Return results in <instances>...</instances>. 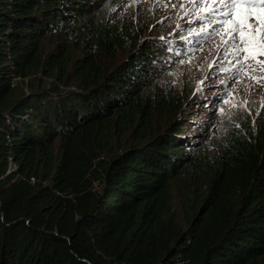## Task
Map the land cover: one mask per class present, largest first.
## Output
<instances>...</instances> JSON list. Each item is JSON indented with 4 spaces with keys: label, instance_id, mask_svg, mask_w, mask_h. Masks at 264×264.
Masks as SVG:
<instances>
[{
    "label": "trees",
    "instance_id": "trees-1",
    "mask_svg": "<svg viewBox=\"0 0 264 264\" xmlns=\"http://www.w3.org/2000/svg\"><path fill=\"white\" fill-rule=\"evenodd\" d=\"M116 1L0 0V264H264V114L209 148Z\"/></svg>",
    "mask_w": 264,
    "mask_h": 264
},
{
    "label": "rangeland",
    "instance_id": "rangeland-1",
    "mask_svg": "<svg viewBox=\"0 0 264 264\" xmlns=\"http://www.w3.org/2000/svg\"><path fill=\"white\" fill-rule=\"evenodd\" d=\"M210 5L211 0L199 8L191 0H118L105 6L110 21L135 20L168 37L173 57L167 60L163 81L187 97L195 119L210 123L211 138L203 141L209 148L224 141L244 119L264 114V86L254 84L249 79L253 73L241 68L240 58L225 43L228 36L223 29L220 35L215 34L214 29L220 26L203 12ZM183 43L187 50L181 48ZM209 131L204 127L202 138Z\"/></svg>",
    "mask_w": 264,
    "mask_h": 264
},
{
    "label": "snow or ice",
    "instance_id": "snow-or-ice-1",
    "mask_svg": "<svg viewBox=\"0 0 264 264\" xmlns=\"http://www.w3.org/2000/svg\"><path fill=\"white\" fill-rule=\"evenodd\" d=\"M191 2L199 8L206 0ZM203 12L210 14V22L220 26L214 29L215 34L220 35L221 29L227 34L225 43L240 58L237 62L253 73L249 79L264 86V75H255L264 74V0H211Z\"/></svg>",
    "mask_w": 264,
    "mask_h": 264
},
{
    "label": "bare ground",
    "instance_id": "bare-ground-1",
    "mask_svg": "<svg viewBox=\"0 0 264 264\" xmlns=\"http://www.w3.org/2000/svg\"><path fill=\"white\" fill-rule=\"evenodd\" d=\"M260 126H261V125H260ZM261 127H262V126H261ZM261 127H260V129H261ZM247 128H248V127H247ZM262 132H263V131H262ZM262 132H261V133H262ZM240 137H241V136H240ZM251 138H252V137H251ZM196 163H197V162H196ZM170 171H171V170H170ZM176 172H177V171H176ZM191 176H192V175H191ZM219 190H220V189H219ZM214 192H215V191H214ZM214 196H215V195H214ZM218 197H219V196H218ZM218 197H217V198H218ZM212 202H213V201H212ZM212 204H213V203H212ZM150 220H151V219H150ZM156 222H157V221H156Z\"/></svg>",
    "mask_w": 264,
    "mask_h": 264
}]
</instances>
